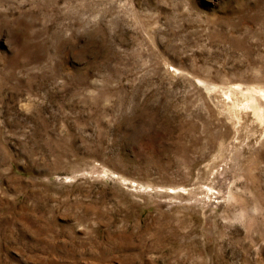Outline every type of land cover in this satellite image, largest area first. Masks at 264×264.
Wrapping results in <instances>:
<instances>
[{
  "label": "rangeland",
  "instance_id": "374dc122",
  "mask_svg": "<svg viewBox=\"0 0 264 264\" xmlns=\"http://www.w3.org/2000/svg\"><path fill=\"white\" fill-rule=\"evenodd\" d=\"M0 264H264V0H0Z\"/></svg>",
  "mask_w": 264,
  "mask_h": 264
}]
</instances>
